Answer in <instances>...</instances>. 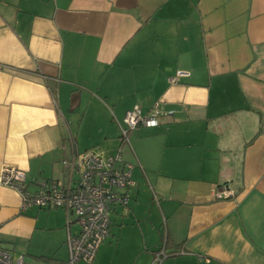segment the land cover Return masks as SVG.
Returning <instances> with one entry per match:
<instances>
[{"label": "crops", "instance_id": "0c3cea01", "mask_svg": "<svg viewBox=\"0 0 264 264\" xmlns=\"http://www.w3.org/2000/svg\"><path fill=\"white\" fill-rule=\"evenodd\" d=\"M155 104L173 115L122 142L125 112ZM90 123L101 138L82 144ZM87 149L136 173L92 264H149L162 246L161 264H264V0H0V169L33 191ZM223 183L234 194L214 197ZM19 207L0 185L3 248L35 232L66 245L63 209L40 224ZM129 231L144 247L126 261Z\"/></svg>", "mask_w": 264, "mask_h": 264}, {"label": "built area", "instance_id": "2783aa9c", "mask_svg": "<svg viewBox=\"0 0 264 264\" xmlns=\"http://www.w3.org/2000/svg\"><path fill=\"white\" fill-rule=\"evenodd\" d=\"M186 74L178 70L169 80L174 83L179 76ZM173 113L174 110L163 109L158 104L146 114H142L138 106L132 107L123 117L120 129L122 142L128 141V133L137 126H156L161 117L172 116ZM62 164L68 169L67 180H43L37 182V188L33 191L27 189L25 171L5 164L0 169V185L18 193L21 212L31 206L61 208L65 211L66 260L47 259L28 263L24 255L15 254L0 245V264H75L79 261L92 264L98 246L109 235L112 204L119 202L125 205L130 197L134 186L131 176L133 165L123 162L120 153L103 156L94 149L65 158ZM233 194V189L226 183L213 189L216 198ZM73 222L77 224V229L72 232L70 227ZM167 255L162 246L152 252L149 264H161Z\"/></svg>", "mask_w": 264, "mask_h": 264}, {"label": "rangeland", "instance_id": "374dc122", "mask_svg": "<svg viewBox=\"0 0 264 264\" xmlns=\"http://www.w3.org/2000/svg\"><path fill=\"white\" fill-rule=\"evenodd\" d=\"M91 115H92V110L88 111L87 118L91 117ZM96 127L97 125L95 123H90L83 126L82 137L84 139L82 141V144H86L88 142H95L97 138L98 139L101 138V136L95 132ZM126 146H128V144H126ZM135 174L132 176V179H134ZM31 207L28 208L26 213L31 216H34L36 215V212H39V215L37 216L38 217L37 220L40 224L44 222H47L48 224H52L59 217L58 215H61V217L59 218H61V221H63L64 224L65 221L64 213L61 210V208H47V207H38V206H31ZM48 212L50 213L49 215L47 214ZM110 215L112 217V213ZM76 228L77 226L74 225V227H72L73 231L76 230ZM112 234L113 236H110V241L112 238L116 239L115 233L112 232ZM152 241L153 239H151V242L147 240L145 243L146 246L145 248H149V249L152 248L154 244ZM60 242H58V234L35 232L32 238L28 242L18 245L15 243L14 245L11 244L7 246V249L9 248V250L15 254L24 255L25 261L28 263H38L40 262V260L47 258H52L55 260H66L67 257L66 245H64L63 242L61 243ZM143 247L144 246H143L142 238L140 237V235H137L135 231L133 232L129 231L123 234L118 243V248L122 252L124 259L126 261L129 260L130 258L137 259L138 255L140 254L138 253V251ZM145 253L148 252L145 251ZM75 264H86V263L83 261H79L76 262Z\"/></svg>", "mask_w": 264, "mask_h": 264}]
</instances>
